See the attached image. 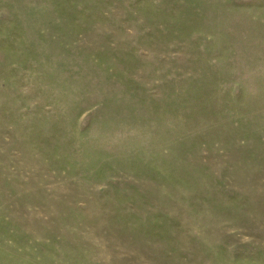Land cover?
<instances>
[{
	"label": "rangeland",
	"instance_id": "1",
	"mask_svg": "<svg viewBox=\"0 0 264 264\" xmlns=\"http://www.w3.org/2000/svg\"><path fill=\"white\" fill-rule=\"evenodd\" d=\"M0 264H264V0H0Z\"/></svg>",
	"mask_w": 264,
	"mask_h": 264
}]
</instances>
